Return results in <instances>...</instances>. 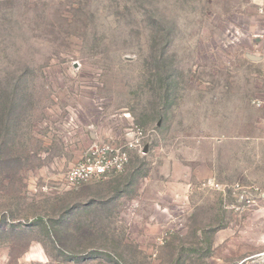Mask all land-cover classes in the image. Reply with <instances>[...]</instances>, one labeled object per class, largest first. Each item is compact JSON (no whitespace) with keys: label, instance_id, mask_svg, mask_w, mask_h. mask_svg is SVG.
<instances>
[{"label":"rangeland","instance_id":"obj_1","mask_svg":"<svg viewBox=\"0 0 264 264\" xmlns=\"http://www.w3.org/2000/svg\"><path fill=\"white\" fill-rule=\"evenodd\" d=\"M263 5L0 0V264H264ZM135 127L122 173L64 185Z\"/></svg>","mask_w":264,"mask_h":264},{"label":"built area","instance_id":"obj_2","mask_svg":"<svg viewBox=\"0 0 264 264\" xmlns=\"http://www.w3.org/2000/svg\"><path fill=\"white\" fill-rule=\"evenodd\" d=\"M260 13L264 14V5L260 7ZM255 103L257 107L262 105L261 101ZM145 138V132L135 127L127 131L124 142L120 144L93 145L65 174L64 185L69 189H78L122 173L128 164L130 152L144 153L142 141Z\"/></svg>","mask_w":264,"mask_h":264},{"label":"trees","instance_id":"obj_3","mask_svg":"<svg viewBox=\"0 0 264 264\" xmlns=\"http://www.w3.org/2000/svg\"><path fill=\"white\" fill-rule=\"evenodd\" d=\"M15 93H16V89L14 88L12 89L11 94L15 95ZM20 108L19 105L16 104L15 102L9 101L7 109H3L5 111L2 113L0 112V122L7 124V129L9 132L14 131V129L16 128V123L19 120L18 118L22 116V113H18V110H21Z\"/></svg>","mask_w":264,"mask_h":264},{"label":"water","instance_id":"obj_4","mask_svg":"<svg viewBox=\"0 0 264 264\" xmlns=\"http://www.w3.org/2000/svg\"><path fill=\"white\" fill-rule=\"evenodd\" d=\"M247 58H248L250 61H252V62H256V61L258 60V58L253 57V56H250V55L247 56ZM144 151L147 152V148H145Z\"/></svg>","mask_w":264,"mask_h":264}]
</instances>
